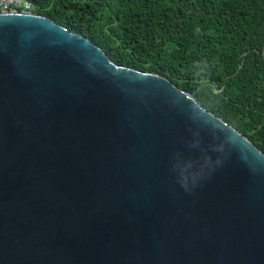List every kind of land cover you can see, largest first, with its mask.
<instances>
[{
    "label": "water",
    "instance_id": "1",
    "mask_svg": "<svg viewBox=\"0 0 264 264\" xmlns=\"http://www.w3.org/2000/svg\"><path fill=\"white\" fill-rule=\"evenodd\" d=\"M169 79L0 13V264H264V153Z\"/></svg>",
    "mask_w": 264,
    "mask_h": 264
},
{
    "label": "trees",
    "instance_id": "2",
    "mask_svg": "<svg viewBox=\"0 0 264 264\" xmlns=\"http://www.w3.org/2000/svg\"><path fill=\"white\" fill-rule=\"evenodd\" d=\"M117 65L169 79L264 153V0H27Z\"/></svg>",
    "mask_w": 264,
    "mask_h": 264
},
{
    "label": "built area",
    "instance_id": "3",
    "mask_svg": "<svg viewBox=\"0 0 264 264\" xmlns=\"http://www.w3.org/2000/svg\"><path fill=\"white\" fill-rule=\"evenodd\" d=\"M33 5L27 0H0L1 12H32Z\"/></svg>",
    "mask_w": 264,
    "mask_h": 264
}]
</instances>
